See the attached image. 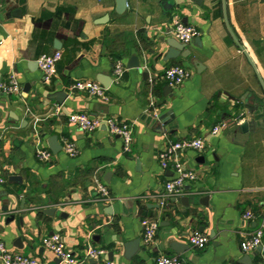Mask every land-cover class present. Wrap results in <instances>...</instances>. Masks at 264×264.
<instances>
[{
    "label": "crops",
    "instance_id": "obj_1",
    "mask_svg": "<svg viewBox=\"0 0 264 264\" xmlns=\"http://www.w3.org/2000/svg\"><path fill=\"white\" fill-rule=\"evenodd\" d=\"M118 1L0 0V83L13 75L20 84L17 93L0 95V239L42 264H67L42 244L52 233L78 256L89 245L104 249L110 264H154L158 254H178L187 264H264V232L260 250L240 248L264 221V0H125L121 8ZM11 6L22 14L10 16ZM174 17L199 34L183 54L164 60ZM55 50L61 59L44 81L36 60ZM117 60L125 66L119 80ZM172 64L189 71L176 87L162 79ZM101 74L112 79L107 101L70 90ZM75 112L127 122L130 151L104 126L79 129L68 120ZM245 120L255 122L248 134L239 128ZM52 135L74 142L78 154L61 149L39 160L37 148L49 149ZM194 137L204 140L203 150L178 156L197 179L167 196L173 171L158 154ZM95 177L108 189L105 200ZM144 220L156 224L149 244ZM194 231L208 237L205 247L189 243ZM136 238L138 250L125 258Z\"/></svg>",
    "mask_w": 264,
    "mask_h": 264
},
{
    "label": "built area",
    "instance_id": "obj_2",
    "mask_svg": "<svg viewBox=\"0 0 264 264\" xmlns=\"http://www.w3.org/2000/svg\"><path fill=\"white\" fill-rule=\"evenodd\" d=\"M171 33L174 38L182 43H189L199 31L192 25L183 23L178 17L172 21ZM61 51L55 50L49 54H42L36 60L39 70L42 73L44 81H50L56 72V63L61 59ZM125 71L124 64L117 60L113 66V76L119 80ZM189 71L181 64H172L166 67L162 73V79L170 86L176 87L181 85L188 77ZM20 90L18 80L12 75L6 82L0 83V95L7 93H17ZM71 91L86 92L100 100L109 99L106 88L98 81L94 80H77L70 85ZM58 107L57 110L58 111ZM68 120L75 124L84 132H92L100 126H104L111 134H117L122 139L124 151H130L132 142L131 126L122 120L111 116H93L86 112H75L68 116ZM225 123H219L212 129L216 133ZM62 150L69 156L78 154V148L75 143L64 139ZM204 148V140L201 137L187 138L179 141L170 142L158 154L160 164L163 168L170 167L173 174L164 184V191L167 196H177L183 192L184 186L188 182L197 179L196 172L187 167L179 159V153L184 150L201 151ZM36 157L41 161H48L52 156V151L46 147H39L36 150ZM1 181V178H0ZM96 189L99 192L100 199L105 200L109 197L106 185L97 177L94 178ZM244 217L252 219L253 214L249 211L244 213ZM143 242L149 244L154 237L156 224L144 220ZM264 232V221L248 237L240 242V248L243 252L255 250L262 242ZM189 243L196 248H203L208 242V237L198 231L192 232L188 236ZM42 244L46 247L59 261L67 264H81L92 260L94 264H110L104 260V249L95 246H87L82 255H75L68 250L59 233H52L42 238ZM264 261V258H263ZM0 263L1 264H42L33 256L25 255L20 252L12 251L7 248L3 240L0 239ZM154 264H187L178 254H158L154 258Z\"/></svg>",
    "mask_w": 264,
    "mask_h": 264
},
{
    "label": "water",
    "instance_id": "obj_3",
    "mask_svg": "<svg viewBox=\"0 0 264 264\" xmlns=\"http://www.w3.org/2000/svg\"><path fill=\"white\" fill-rule=\"evenodd\" d=\"M197 2H199V0H197ZM118 3L120 4V8L126 3L125 0H120V2L118 1ZM22 14L21 9L14 8V6H11L10 9V16H18ZM183 23H186L185 19H183ZM164 40V39H163ZM200 39L198 37L195 38V42L199 43ZM165 42L168 45V49L166 50L165 54H164V60H168V59H173L175 57H177V55H179L182 52V49L186 46V43H182L180 41H178L176 38H174L171 33L168 34L167 37H165ZM55 47H57V43L55 42ZM183 54V52L181 53ZM189 54V53H188ZM187 54V55H188ZM193 63H195V65H199L198 62H196L195 60H193ZM133 67H138L139 66V62L135 61V63H133L132 65ZM104 87H108L110 82L112 81L111 77L109 76H105V75H98L96 78ZM65 96V93H61L60 95H55L54 97L57 99V101H61L62 98ZM164 117L161 116L160 119H163ZM252 124H255L254 121L252 120H245L242 123H240L239 128L240 130L243 132V134H248L249 131L252 130L251 126ZM47 144L49 149L53 152V153H57L58 151L61 150L62 145L61 143L58 141L57 136L56 135H52L47 139ZM17 181L19 180L18 178H14ZM183 198H185L186 200H188L187 196H184ZM5 209V208H4ZM56 208L55 207H50L45 209V211H47L48 213L54 214ZM10 219L13 218V215H11L9 217ZM139 238H136L135 240H133L132 242H129L127 245H125L124 248V257L125 258H130L133 253L135 252V250H138L139 247ZM172 247L174 249V251H176L177 253L182 252V244L178 243L177 241H173L172 242ZM258 250L261 249V246L259 245L257 247ZM245 259H248V257H245Z\"/></svg>",
    "mask_w": 264,
    "mask_h": 264
}]
</instances>
